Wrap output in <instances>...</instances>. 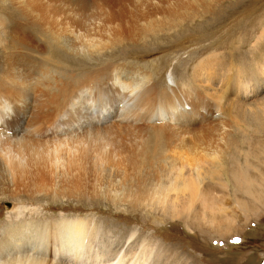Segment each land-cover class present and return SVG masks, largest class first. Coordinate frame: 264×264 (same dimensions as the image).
Instances as JSON below:
<instances>
[{"label": "bare ground", "instance_id": "1", "mask_svg": "<svg viewBox=\"0 0 264 264\" xmlns=\"http://www.w3.org/2000/svg\"><path fill=\"white\" fill-rule=\"evenodd\" d=\"M89 1L24 0L28 10L18 2L19 19L30 31H8L7 49L1 28L6 24L4 15L11 11L7 8L0 14V123L13 130L7 136L0 125V152L5 146L8 150V159L0 156L2 183L31 178L34 166V177L46 180L49 165L43 167L39 157L46 154L52 159L51 175L60 168L59 147L66 144L69 157L61 174L87 180L84 185L93 195L183 219L210 235H218L221 226L231 236L241 231L240 224L231 220L219 217L220 222H214L219 216L214 209L230 203L225 197H232L231 204L251 216L264 204V94L247 101L249 95L264 90V66L246 86L238 75L226 74L232 66H225L222 57H209L207 51L216 49L213 44L200 46V55L195 51L188 61L207 55L191 67L190 74L185 65L184 81L172 80L162 89L156 85L170 61L180 62L181 39L168 40L178 32L186 34L182 23L213 18L212 6L223 0H103L106 16L88 14ZM260 37L264 39V32ZM163 40L167 43H160ZM123 42L138 60L149 56L154 62L140 64L122 52L120 59H113L110 52ZM263 54L261 50L263 57L257 63H264ZM25 57L29 58L23 62ZM212 57L218 72L209 76L202 66ZM80 65L86 69L80 70ZM227 85L230 93L224 92ZM208 99L213 102L210 109ZM104 111L110 115L109 124L97 127L104 121ZM199 115L204 124L193 128ZM230 121L244 128H234ZM49 126L57 137L44 142L33 139ZM45 145L53 151L42 148ZM29 147L39 149L26 158L23 152L28 153ZM83 180L71 182L83 188ZM193 206L208 207L206 221L195 216ZM48 221L31 222L19 213L3 226L0 264L181 263L180 256L172 255L174 250L164 244L137 241L134 232L121 240L93 218Z\"/></svg>", "mask_w": 264, "mask_h": 264}, {"label": "rangeland", "instance_id": "2", "mask_svg": "<svg viewBox=\"0 0 264 264\" xmlns=\"http://www.w3.org/2000/svg\"><path fill=\"white\" fill-rule=\"evenodd\" d=\"M102 1L103 0H90L86 10L87 13L90 15L98 13L102 16H106V11L101 4ZM18 2L22 9L28 10L24 0L0 1V5L3 4L4 6L3 10L0 8V14L6 11L7 8L11 11L8 12L7 16L3 14L6 24H3V27L1 28L2 42H6V49L11 45V35L8 31L16 28L19 29L18 32L20 33L30 31L28 25L19 19L21 12H19L20 10L15 9ZM211 9L213 10H210V14H213V18L207 16L206 19H197L198 21H187L184 24L182 23V26H180L182 27V31H187L186 34L183 35L182 32H178L179 35L175 36L174 39L168 40L170 43L176 38L181 39L182 43L179 46L180 62L178 59L169 62L170 65L166 66L167 68H164L165 71L161 72L162 78L160 82H156L157 79L155 80L157 88L159 87L162 89L165 86L170 85L172 80L180 82L184 81L187 78L184 73L185 65H189L187 74H190L192 73L191 67L196 65L202 57L207 54H210L209 57L212 55L222 57V59L226 61L224 64L225 66H228V64L232 66L230 67L231 70L226 72V74L230 76L238 75L246 86L253 84L250 80V76L264 66L263 62L257 63L258 58L263 57L261 55V50H264V39L262 40L261 37L258 39L259 35L264 32V0H223V2L214 3ZM9 26L10 28H8ZM185 37L189 40H186ZM163 42L167 43L164 40L160 41V43ZM212 44L216 47L215 50L210 49V51H207V54L205 53L201 55V57L198 55L195 56L193 60L196 61L193 63L188 61V57L193 55L192 53L200 51V46L203 47ZM1 46L0 73L2 70L1 52L3 51V44ZM115 48L112 49L114 51L110 52H113L111 56L113 59H120L122 52L124 55L132 57L129 58V60L132 59L140 64H143L142 62L145 61L154 62L153 57L149 56L138 60L137 57L133 56L134 51H132L131 47L127 46L125 42ZM252 48H254L253 51H251ZM198 53L200 55V52ZM107 54L109 55V53ZM107 54L105 55L107 56ZM28 58L29 57L23 58V62ZM213 61L214 57L211 59L208 58V60L203 62L202 66V70L207 71L208 73L210 72L211 76L218 68L217 66H212ZM230 61L233 63H230ZM70 62L73 64V59H71ZM79 67L82 71L86 69L85 66L82 67V65ZM224 69L219 70V72ZM67 71L70 72L68 69ZM67 71H63V73L67 74ZM64 79L66 78L63 77L62 80ZM161 82H163L162 86L160 85ZM212 83H215V81ZM188 87H190V85H188ZM231 89L232 88L227 85L224 87V92L230 93ZM263 91L249 95L247 101L261 97L264 94ZM222 95L218 96L221 97ZM229 97L232 98V96ZM237 100L244 101L243 98H237ZM222 101L224 104L225 100ZM212 104V100L208 99L206 102V108L208 107L207 109H210ZM104 112V121L97 124L95 123L97 127L109 124L110 115L106 111ZM200 116L201 115L198 116V120L194 123L193 128H197L199 123L204 124L199 121ZM232 116H235L234 109L232 110ZM226 119L227 117L225 120ZM234 123L235 122L230 121V126L234 128H244V126H237L235 125L236 123ZM226 124L229 123L226 122ZM0 125L5 127V130L1 133H4L7 136H12V129L8 128L3 123H0ZM142 126L147 127L148 125L146 124ZM50 127L51 126L47 127L48 129H44L43 135H37L35 136L36 138L34 137L33 139H37V141L39 140L38 142H44V140L48 138L57 137V132L50 131ZM208 127L209 126H206L202 130H205L204 132H206ZM200 133L201 131H198L197 134L199 135ZM2 140L5 141L4 137ZM46 147L47 146L45 145V147L42 148L47 149L48 147ZM37 148L32 149L29 147V151H32L30 153L28 151L29 154L27 151H24L23 156L28 158L27 155H32L33 152L37 151ZM59 148H62V151L60 152H62V159L64 160L61 158L59 159L58 163L60 168L55 166L58 169L54 170V173H51V175V170L49 169L52 165L51 162H53L52 159L46 154L41 155L38 159L43 167L46 168L49 165V168L45 169L48 173H46L47 181L38 180L39 176L36 178L34 177L35 172L33 169H36L35 166L30 169L29 173L31 178L22 179L23 181L21 179H15L16 181H10L5 185L2 183L4 179L0 177V230L3 226H6V224L8 225L10 221H14L15 216L19 213L23 214L26 220L31 222L36 221V223H39L40 221L46 222L48 220V222L53 223L55 219H59L60 217L71 219L93 218L96 224L101 223V226L105 230L109 231L112 235H118L121 240L127 239L130 232H134L136 234L135 240L137 239V241L141 239L152 240L164 244L171 250H174L172 255L178 254L180 256L178 258V261H181L180 264H264V204L257 207L259 210L256 215L252 213L251 216L244 213L240 207L236 208L231 204L233 202L232 197H225L224 200L227 201L230 199V203L223 207H215L214 212L218 213L219 216H214L217 217L214 222H220V220L218 221L219 217L221 218V221L224 219L231 220L233 223L240 224L241 231L236 232L231 236L232 233H223L224 229L223 226H221L219 227L220 233L218 235H210L211 233L205 229L199 228L196 225H189L190 222L183 219H170L168 216L164 214L160 215L152 209H146V207H131L124 202H111L104 197L93 195L89 188L87 189L88 186L84 185L85 182L87 183V180L79 179L83 180L80 181V183L83 182L81 184L84 186L81 188L78 185L77 189L75 184L71 182L72 180L78 182L79 180L77 178L69 179L68 176L61 174L62 170L67 166L66 163L68 162L67 158L69 156H66L65 154L67 148L66 144L64 145L65 149L63 147ZM22 149L23 147L21 146V150ZM48 151L53 150L49 149ZM6 153H8L7 146L1 150L0 156L2 154V156H6L8 159ZM24 161L26 164V160ZM34 164V162L33 164L31 162L30 165L32 166ZM263 167L264 166H262V168ZM55 174L58 175L59 179L55 177ZM245 196L246 195L243 194L240 195V197L244 199L247 198ZM6 208H11L10 210L13 209V212L18 211L16 214H13L12 211L9 212L10 210L7 211ZM207 208L208 207L193 206L192 212L195 211L197 213L195 216L199 215V219L202 217V220L204 219V221H206V216L209 215ZM108 236L112 238L110 234ZM172 255L170 258H172Z\"/></svg>", "mask_w": 264, "mask_h": 264}]
</instances>
